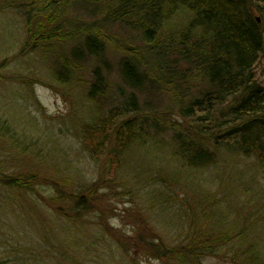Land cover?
<instances>
[{"label": "rangeland", "instance_id": "obj_1", "mask_svg": "<svg viewBox=\"0 0 264 264\" xmlns=\"http://www.w3.org/2000/svg\"><path fill=\"white\" fill-rule=\"evenodd\" d=\"M94 3L68 9L67 18L83 24L100 19L103 11ZM11 8L0 5V114L25 151L3 150L0 159L39 184L28 202L1 217L0 264H71V257L62 256L65 248L84 264H177L173 249L188 245L193 233L218 232L229 240L245 236L264 256V160L217 146L214 163L183 164L174 133L184 132L190 121L178 116L168 90L156 85L150 97L141 98L158 112L170 108L168 120L151 123L147 136L139 135L127 148L114 151L109 142L92 151L88 130L122 106L117 94L126 89L119 60L129 46L142 48L139 32L119 24L107 30L112 43L103 60L111 90L96 101L87 93L102 60L88 52L74 59L77 41L36 49L28 41L24 14ZM66 63L69 69L62 67ZM255 72L264 87V53ZM69 192L88 201L77 223L67 219L72 205L63 198ZM231 245L205 251L200 264H231Z\"/></svg>", "mask_w": 264, "mask_h": 264}, {"label": "trees", "instance_id": "obj_2", "mask_svg": "<svg viewBox=\"0 0 264 264\" xmlns=\"http://www.w3.org/2000/svg\"><path fill=\"white\" fill-rule=\"evenodd\" d=\"M9 1L0 5L24 14L28 41L36 49L43 52L58 43L77 41L71 51L74 59L88 52L99 62L102 60L92 72L87 93L91 100L99 101L111 90L107 62L103 60L112 43L107 30L119 24L125 30L139 32L142 48L129 46L119 60L121 83L126 89L117 94L122 106L112 108L97 126L88 130L92 151H101L109 142L114 143V151L127 148L139 135H146L145 129L151 123L156 126L161 120H168L170 108L158 112L155 106L141 103L142 96L143 100L150 97L158 85L168 90L178 116L190 121L184 125V132L174 133L182 163L192 168L210 165L216 160L217 146L263 162L264 87L258 82L255 69L264 53V0ZM95 1L104 14L100 19L83 24L67 18L68 9H85ZM67 64L62 67L69 69ZM59 75L56 72L61 81ZM110 130H114V137L107 135ZM12 148L25 151L9 120L0 114V151ZM38 184L35 176L19 173L17 167L0 159V222L9 209L16 210L28 202L26 196L34 193ZM63 199L72 205L67 219L77 223L87 209V198L69 192ZM45 236L50 240L47 231ZM191 239L188 245L173 249L177 264H200L205 251L231 244V264H264L261 250L245 236L229 240L219 232L193 233ZM17 247L26 254V247ZM64 255L71 257V264L85 263L69 256L67 248Z\"/></svg>", "mask_w": 264, "mask_h": 264}]
</instances>
